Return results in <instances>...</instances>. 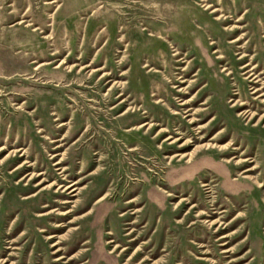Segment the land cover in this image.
Here are the masks:
<instances>
[{
  "label": "rangeland",
  "instance_id": "obj_1",
  "mask_svg": "<svg viewBox=\"0 0 264 264\" xmlns=\"http://www.w3.org/2000/svg\"><path fill=\"white\" fill-rule=\"evenodd\" d=\"M0 264H264V0H0Z\"/></svg>",
  "mask_w": 264,
  "mask_h": 264
}]
</instances>
